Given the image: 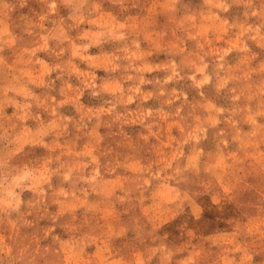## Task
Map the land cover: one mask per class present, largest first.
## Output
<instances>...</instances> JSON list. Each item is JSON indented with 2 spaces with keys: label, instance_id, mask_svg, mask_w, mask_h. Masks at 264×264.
I'll return each mask as SVG.
<instances>
[{
  "label": "rangeland",
  "instance_id": "1",
  "mask_svg": "<svg viewBox=\"0 0 264 264\" xmlns=\"http://www.w3.org/2000/svg\"><path fill=\"white\" fill-rule=\"evenodd\" d=\"M130 3L0 0V120L24 117L21 142H41L49 211L112 232L167 219L164 178L181 168L206 166L225 192L241 153L264 169V0ZM234 231L192 237L200 264H234Z\"/></svg>",
  "mask_w": 264,
  "mask_h": 264
},
{
  "label": "clouds",
  "instance_id": "2",
  "mask_svg": "<svg viewBox=\"0 0 264 264\" xmlns=\"http://www.w3.org/2000/svg\"><path fill=\"white\" fill-rule=\"evenodd\" d=\"M112 2L124 11L135 7L130 0ZM178 3L173 0L174 5ZM223 7L227 11L228 6ZM119 39H124L123 34ZM209 79L205 75L197 86ZM23 119L0 120V264H64L69 254L77 264H200L198 245L191 238H201L202 246L203 238L232 230L240 245L239 249L232 246L234 264H264V259L257 260L258 250L264 251V231L248 227L250 217L264 215V169L254 174L252 162L243 153L229 161V175L236 181L229 183L227 192L206 166L181 168L164 178L165 184L168 180L176 183L169 189L172 195L165 205L167 219L151 228L129 225L112 232L94 218L79 217L66 208L49 211L34 154L41 142H21L18 133ZM25 144L32 147L25 150ZM150 177L160 179L158 174L150 173ZM63 179L68 181L70 174Z\"/></svg>",
  "mask_w": 264,
  "mask_h": 264
}]
</instances>
